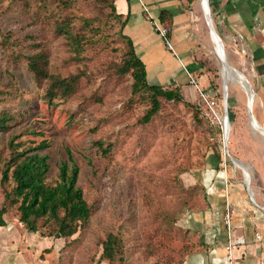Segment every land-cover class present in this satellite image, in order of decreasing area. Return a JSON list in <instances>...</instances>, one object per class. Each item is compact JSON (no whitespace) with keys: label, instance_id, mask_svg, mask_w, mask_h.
I'll return each mask as SVG.
<instances>
[{"label":"rangeland","instance_id":"obj_1","mask_svg":"<svg viewBox=\"0 0 264 264\" xmlns=\"http://www.w3.org/2000/svg\"><path fill=\"white\" fill-rule=\"evenodd\" d=\"M180 1L178 43L193 75L205 78L206 86L200 85L217 101L222 120L227 85L230 122L212 123L198 93L184 95L190 106L157 97L159 113L143 122L153 95H134L132 75L120 71L129 46L120 32L124 19L112 10L115 0H0V114L10 118L0 131V180L12 136H21L24 147L47 140L49 148L41 153L49 156L48 182L57 180L60 163L71 153L92 210L82 230L63 238L50 235L48 225L27 231L11 208L0 228V264H182L222 239L235 244L231 251L227 246L228 257L238 248L236 239L253 241L248 220L253 209L262 210L255 202L264 207V49L257 48L264 45V0H252L257 12L243 5L254 17L249 48L242 38L232 45L222 41L226 60L245 75L247 86L225 73L203 0ZM232 1L208 0L221 38L224 32L248 36L227 27L223 12ZM162 25L174 44L173 19L166 15ZM39 51L48 54L49 76H78L72 94L59 92L50 103L48 79L37 81L25 59ZM224 125L230 156L243 162L236 166L223 148ZM98 141L112 145L107 155ZM3 200L0 186V207ZM109 234L119 238L121 250L112 262L102 257ZM255 239L257 244L263 237Z\"/></svg>","mask_w":264,"mask_h":264},{"label":"trees","instance_id":"obj_2","mask_svg":"<svg viewBox=\"0 0 264 264\" xmlns=\"http://www.w3.org/2000/svg\"><path fill=\"white\" fill-rule=\"evenodd\" d=\"M194 0H191L193 2ZM116 0L112 6L116 17L124 19L121 28V35L126 39L129 51L123 64L120 67L122 74H131L133 77L132 93L139 94L148 90L153 95L152 107L143 117L144 123H149L160 111V102L157 97H163L169 101L176 100L183 102L186 106L190 104L185 100L180 87L164 90L161 86L150 85L147 79L146 65L137 55L135 45L131 38L123 32L127 24V17L116 12ZM167 13L163 12L160 22L166 21ZM64 33L73 36L72 33L64 30ZM19 56L16 57V59ZM27 65L37 81L48 79L49 87L47 96L50 103L54 101L58 93L70 95L75 91L78 76L73 75L67 78L49 76L47 72L48 54L39 51L26 56ZM9 116L2 112L0 114V131L9 127ZM41 136V134H39ZM19 135L12 136L8 142V157L3 159L1 168L0 186L4 194V200L0 207V228L6 226L4 216L11 208L16 210L20 223L27 231L37 233L41 228L48 225L52 229L51 234H57L63 238H71L78 231L82 230L91 217V206L84 198L82 188L78 185L80 168L75 159L68 152V160L60 163L57 180L51 184L48 182L51 166L49 156L41 152L49 148L47 140H42L35 146L24 147L23 142L18 140ZM102 155H107L112 145L104 147L103 142L95 143ZM218 160L220 155L217 154ZM119 238L109 234L103 243L102 257L109 262L115 260L121 252Z\"/></svg>","mask_w":264,"mask_h":264},{"label":"crops","instance_id":"obj_3","mask_svg":"<svg viewBox=\"0 0 264 264\" xmlns=\"http://www.w3.org/2000/svg\"><path fill=\"white\" fill-rule=\"evenodd\" d=\"M233 0L229 3L223 14L228 21V29L231 32H244L248 35L249 25L252 23L253 18L250 16V11L257 12L256 2L252 0ZM203 2V1H202ZM217 3V1H215ZM253 3V5H251ZM116 8L118 14L127 17V24L124 28V34L132 39L137 55L143 60L146 65L148 82L155 85L170 84L173 87H180L183 95L196 96L197 91L195 87L190 85L186 70L193 74L190 69L192 68L189 60L185 58L184 48L178 43L180 27V15L179 5L180 0H116ZM250 8L247 12L243 8ZM143 5L149 10L152 16L160 21V16L163 12L167 13L173 19L175 28L173 36L174 39L173 51L166 48L164 41L160 35L156 32L153 21L149 18ZM203 5V3H202ZM203 8V7H202ZM204 9V8H203ZM207 20V19H206ZM161 23V22H160ZM162 24V23H161ZM186 31V29H185ZM219 34V33H218ZM222 34V33H221ZM222 41L225 43H237V40L241 39L245 41L249 48L252 43V36H231L224 32L222 34ZM220 36V35H219ZM263 40V36H259ZM172 41V40H171ZM258 49H264L263 47H257ZM262 51V50H261ZM262 53L259 52V56ZM193 70V69H192ZM196 71V70H195ZM231 76H233L231 74ZM234 77V76H233ZM197 78V77H196ZM235 78V77H234ZM236 79V78H235ZM237 80V79H236ZM200 84L206 86L207 82L202 76L198 79ZM238 81V80H237ZM233 199L236 197V193L232 194ZM237 201V200H236ZM254 211V218L248 220V232L254 233L253 241L247 237L248 246H246V240H237L238 248L232 252L233 256L229 258L226 254V248L228 241L222 239V242L214 245L208 253L197 252L194 255L188 257L182 264H264V210ZM251 224H249L250 222ZM253 225V226H251ZM257 232V234H255ZM262 233V234H261ZM256 235H262L263 240L254 243L256 241ZM261 237V236H260ZM243 239V238H242ZM213 242L209 241V245L213 246ZM25 264L30 263V259L24 261ZM36 264H44L37 263Z\"/></svg>","mask_w":264,"mask_h":264},{"label":"built area","instance_id":"obj_4","mask_svg":"<svg viewBox=\"0 0 264 264\" xmlns=\"http://www.w3.org/2000/svg\"><path fill=\"white\" fill-rule=\"evenodd\" d=\"M143 7H144L145 11L147 12L151 21H153L154 28H155L156 32L160 35L162 40L164 41L167 49L174 52L173 45H172L171 40L169 38L168 29L165 28L160 23L159 20L155 19L152 16V14L149 12V10L146 8L145 5H143ZM186 72H187V76H188L190 85L195 87V89L199 95L200 102H202L206 107L207 117L212 121V123H214V124L217 123L218 125H222L223 120L221 119V115L219 114L217 101L211 95H209L207 92H205L206 90L200 85L199 81L197 80V78L192 73H190L188 70H186ZM233 247H235V244L231 243L228 246L229 251H231V249ZM229 258H231V256H229Z\"/></svg>","mask_w":264,"mask_h":264},{"label":"water","instance_id":"obj_5","mask_svg":"<svg viewBox=\"0 0 264 264\" xmlns=\"http://www.w3.org/2000/svg\"><path fill=\"white\" fill-rule=\"evenodd\" d=\"M208 13V12H207ZM207 18L209 19V21L207 22V24H208V26L210 27V30H211V33L213 34V36H215L216 37V40H217V43L220 45V47H221V50H222V53H223V56H222V59H223V63H225V65L229 68V67H231L230 65H229V63H228V61L226 60V58H225V53H224V45H223V42H222V39H221V37L219 36V34H218V32H217V30L214 28V26H213V23H212V17H209V13H208V15H207ZM234 69V68H233ZM235 70V69H234ZM236 71V70H235ZM227 97H228V93H227V85H225V93H224V99H223V101H224V109H225V116H226V119H227V121H229V117H228V110H227V106H228V102H227ZM253 119V115H252V113L250 112V120H252ZM230 122V121H229ZM263 128V127H262ZM261 133L264 135V132L263 131H261ZM227 133H226V131L224 130V132H223V140H224V143H223V145H224V150L226 151V153H228V156L231 158V160H232V162H233V164H234V166H236L235 164L236 163H243V162H241V161H239V160H237V159H235V158H233V157H231L230 156V154H229V148H228V141H227ZM246 185H247V183H246ZM248 186V185H247ZM248 190H249V193H250V195H251V198L253 199V201L255 202V197L253 196V194H252V192H251V188H250V186H248ZM255 204L259 207V208H261V209H263L264 210V207L263 206H260L259 204H257L256 202H255Z\"/></svg>","mask_w":264,"mask_h":264},{"label":"bare ground","instance_id":"obj_6","mask_svg":"<svg viewBox=\"0 0 264 264\" xmlns=\"http://www.w3.org/2000/svg\"><path fill=\"white\" fill-rule=\"evenodd\" d=\"M203 5H202V7L204 8V11H205V14H206V19H207V22L209 21V19L207 18V15H208V13H209V17H212L211 16V13L208 11V5H209V2H208V0H203ZM208 12V13H207ZM212 23H213V20H212ZM214 26V25H213ZM215 28V27H214ZM209 29H210V27H209ZM211 31V30H210ZM213 35V34H212ZM214 38H215V41H216V46H217V52H218V57L222 60V62H223V59H222V54H221V52H220V50H219V47H220V45L217 43V40H216V37L214 36ZM222 65H224V69H225V73H231L238 81H239V83L243 86V85H245V86H247L246 85V82H245V75L243 74V73H241L240 71H238V70H234L232 67H227L226 65H225V63H223ZM244 75V76H243ZM223 121H227V119H226V116L224 117V120ZM258 124V123H257ZM258 126H260V125H258ZM227 127H229V126H225L224 125V130L226 131L228 128ZM261 127V126H260ZM261 131H263V129L261 128L260 129ZM264 132V131H263ZM226 133H227V131H226ZM242 168V167H241ZM243 169V168H242ZM246 180V179H245Z\"/></svg>","mask_w":264,"mask_h":264}]
</instances>
